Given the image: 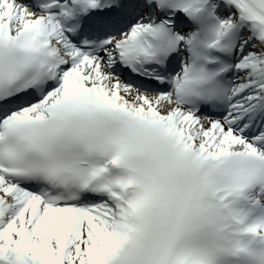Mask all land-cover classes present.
I'll return each instance as SVG.
<instances>
[{"label": "snow or ice", "instance_id": "obj_1", "mask_svg": "<svg viewBox=\"0 0 264 264\" xmlns=\"http://www.w3.org/2000/svg\"><path fill=\"white\" fill-rule=\"evenodd\" d=\"M0 264H264V0H0Z\"/></svg>", "mask_w": 264, "mask_h": 264}]
</instances>
